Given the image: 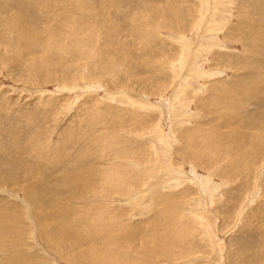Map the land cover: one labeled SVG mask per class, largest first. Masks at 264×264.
I'll use <instances>...</instances> for the list:
<instances>
[{"label": "rangeland", "instance_id": "1", "mask_svg": "<svg viewBox=\"0 0 264 264\" xmlns=\"http://www.w3.org/2000/svg\"><path fill=\"white\" fill-rule=\"evenodd\" d=\"M261 48L264 0H0V264H264Z\"/></svg>", "mask_w": 264, "mask_h": 264}, {"label": "bare ground", "instance_id": "2", "mask_svg": "<svg viewBox=\"0 0 264 264\" xmlns=\"http://www.w3.org/2000/svg\"><path fill=\"white\" fill-rule=\"evenodd\" d=\"M198 1V0H197ZM199 2H202V1H199ZM206 2V1H205ZM210 2V1H209ZM204 3V2H203ZM205 4H207V3H205ZM204 4V5H205ZM208 9V8H207ZM207 9H205V10H207ZM180 10V9H179ZM192 11V10H191ZM199 12H200V10H199ZM197 14H198V12H197ZM200 14V13H199ZM198 14V15H199ZM208 14V13H207ZM212 15V14H211ZM188 16V15H187ZM214 16V15H213ZM208 17H209V15H208ZM220 17V16H219ZM202 18H203V16H202ZM212 18V17H211ZM185 19H187L186 17H185ZM201 19V18H200ZM202 20V19H201ZM187 21H189V19L187 20ZM197 21V20H196ZM205 21V20H204ZM225 21H227V20H225ZM193 22V21H192ZM206 22V21H205ZM210 22H212V21H210ZM214 22V21H213ZM216 22V21H215ZM197 23V22H196ZM204 23V22H203ZM242 24V23H241ZM261 23L260 22H255V24L253 25L254 26V28L255 27H257V25H260ZM164 28H165V26H163ZM162 27V28H163ZM173 27H174V25H172V24H170L169 26H168V28L167 29H169L170 31H172V29H173ZM195 27V26H194ZM197 29H198V27H197ZM112 32V31H111ZM114 32V31H113ZM35 33V32H34ZM163 33V32H162ZM167 33V32H166ZM170 33V32H169ZM168 34V33H167ZM163 35V34H162ZM181 35V34H180ZM227 35H229V34H227ZM175 36H176V34H175ZM173 37L174 38V40H175V38L176 37ZM226 36V35H225ZM257 36H259V34H254V37H257ZM170 37V36H169ZM181 37V36H180ZM84 38V37H83ZM234 38H236L235 36H234ZM248 38H253V36H248ZM85 39V41H86V38H84ZM178 39H180L179 37H178ZM84 41V42H85ZM176 41H178V40H176ZM175 42V41H174ZM179 43H181V42H179ZM179 43H177V44H179ZM185 43V42H184ZM217 43V42H216ZM224 43V42H223ZM212 44V43H211ZM183 45V44H182ZM216 45V44H215ZM214 45V46H215ZM243 45L244 44H242V47H243ZM180 46V45H179ZM186 46H187V44H186ZM208 46H209V44H208ZM185 50V49H184ZM187 51H188V47H187ZM186 51V52H187ZM260 51H263L264 52V48H261L260 49ZM160 56V55H159ZM195 56V55H194ZM178 57V56H177ZM160 58V57H159ZM182 59V58H181ZM170 61H168V63H169ZM191 62V61H190ZM187 65V66H186ZM165 66V65H164ZM167 66V65H166ZM169 66V65H168ZM168 66L166 67V68H168ZM180 66V65H179ZM193 67V66H192ZM195 67V66H194ZM235 68V67H234ZM261 68V67H260ZM174 69V68H173ZM261 69H263L264 70V67L263 68H261ZM169 70V69H168ZM191 70V65L189 64V63H182V68L181 69H179V70H177L176 71V73H177V75H180V77H179V79H178V81L176 82V83H178V82H188V78L187 77H185V75H188L189 76V74H187V71H190ZM236 70H237V68H235L234 69V71L232 72L233 73V75L234 76H239V75H237V73H236ZM244 70V69H243ZM166 71V70H165ZM171 71H172V68H171ZM179 71V72H178ZM201 72V71H200ZM179 73V74H178ZM213 73V72H212ZM243 72H241V70L239 71V74H242ZM175 74V73H174ZM177 75H175V79H173V82H175L176 81V77H177ZM198 77H201V76H203L204 78H205V81L204 82H206V84H207V80H209V79H211V75H213V74H211L210 75V73L208 74V71H207V73H203L202 75L201 74H196ZM248 76L250 77V81L251 80H253V79H257V81H258V83H260V85L257 87V89L255 88L254 90H253V94L255 93V92H259V96L261 97V94H264V75H262L260 72H254V73H248ZM190 77V76H189ZM221 78V77H220ZM214 79H217V78H214ZM257 81L254 83V84H256L257 83ZM213 82V83H212ZM212 82H210L209 84H208V86H207V88L208 87H210L211 89L213 88V89H215L216 87H220V88H222L223 86L224 87H227V86H225V85H227V83L228 82H223V83H220V84H217V85H215L214 84V80L212 81ZM257 83V84H258ZM179 84V83H178ZM251 84V83H250ZM248 85V84H247ZM256 87V86H255ZM181 88V87H180ZM206 88V89H207ZM251 88H253L252 86H251ZM179 94V93H178ZM173 95V94H172ZM175 96V95H174ZM258 96V97H259ZM244 97H245V95H244ZM253 97V96H252ZM262 98H263V96H262ZM262 98H260V100L262 99ZM209 99H212V98H209ZM264 99V98H263ZM227 100H229V99H227ZM226 100V101H227ZM241 100V99H240ZM247 100V99H246ZM257 100H258V98H257ZM230 101H232V100H230ZM248 101V100H247ZM182 102V101H181ZM233 102V101H232ZM239 102H242V101H239ZM244 102V101H243ZM226 103V102H225ZM238 103V102H237ZM249 103V102H248ZM235 105V104H234ZM243 105L245 106V104L243 103ZM226 106V105H225ZM199 107V106H198ZM241 107V106H240ZM243 107V106H242ZM242 109V108H241ZM260 114H261V116H262V113L260 112ZM264 114V113H263ZM188 116V115H187ZM187 116H185V117H187ZM257 117V116H256ZM259 117V116H258ZM183 118H184V116H183ZM177 119V118H176ZM175 119V120H176ZM259 120L256 122V124H255V128H256V130H258V134H259V136L257 137L258 138V140L257 141H259V142H261V148H262V150H263V152H264V125H263V123H262V119L261 118H258ZM177 120H179V119H177ZM181 122V121H180ZM178 123V122H177ZM182 123V122H181ZM247 123V122H246ZM178 124H180V123H178ZM249 124V123H248ZM244 125H245V123H244ZM246 126V125H245ZM248 127V126H247ZM253 127H254V125H253ZM240 129V128H239ZM198 130V129H197ZM200 130H202V128L200 129ZM199 130V131H200ZM203 131V130H202ZM214 131V130H213ZM156 132V131H155ZM216 133V132H215ZM219 133V132H218ZM201 134V133H200ZM202 135V134H201ZM242 135H244L243 133H242ZM158 136H160V135H158ZM245 136H247L248 137V134L246 135L245 134ZM244 136V137H245ZM181 137V136H180ZM202 137H204V138H202V140H204V144H205V150L206 151H213L212 152V154H214V153H216L217 155L218 154H221L220 155V157H218V160L220 159V158H222V159H224L225 158V154L227 153V151L228 150H225L226 149V147H225V144H223L222 143V140H220L221 141V143L220 142H218V139H216V135H213L212 133H210L209 132V134L207 133V134H205V135H202ZM162 138V137H161ZM218 138V137H217ZM249 138V137H248ZM158 139H159V137H158ZM220 139V138H219ZM246 139V138H245ZM201 140V141H202ZM255 140V139H254ZM163 141V140H162ZM251 141V140H250ZM249 141V142H250ZM256 141V140H255ZM200 142V141H199ZM248 142V143H249ZM201 144V143H200ZM253 144V142L251 143V145ZM255 144H256V142H255ZM258 144H260V143H258ZM228 145H230V144H228ZM182 146H183V143H182ZM192 146V145H191ZM196 146H198V143H197V145ZM223 146H224V148H223ZM254 146H256V145H254ZM247 147V146H246ZM249 147H251V146H249ZM248 148V147H247ZM252 148V147H251ZM254 148V147H253ZM196 149V148H195ZM223 149V150H222ZM229 149V148H228ZM166 150V149H165ZM242 150V149H241ZM246 151V150H245ZM254 151V150H253ZM232 152V151H231ZM195 153V152H194ZM238 154H239V152H238ZM216 155V156H217ZM246 155V154H245ZM262 155H264V153L262 154ZM232 156V155H231ZM233 156H235V154L233 155ZM238 156V155H237ZM249 156V155H248ZM197 157V156H196ZM213 157V156H212ZM211 157V158H212ZM224 157V158H223ZM236 158V157H235ZM235 158H232V159H235ZM237 159V158H236ZM236 159H235V161H233V160H229V161H231L232 163H235V165L239 162L238 160L236 161ZM208 160V159H207ZM214 160V159H213ZM248 160H250V158H248ZM228 161V162H229ZM247 161V160H246ZM245 161V162H246ZM217 162V161H216ZM244 162V161H243ZM243 162H242V164H243ZM245 162H244V164H245ZM203 163V162H202ZM231 163V164H232ZM240 163H241V161H240ZM259 163V162H258ZM128 164V163H127ZM160 164V163H159ZM249 164V163H248ZM247 164V165H248ZM132 165V164H131ZM246 165V166H247ZM234 166V165H233ZM242 166V165H241ZM249 166V165H248ZM133 167V166H132ZM132 167H131V169H132ZM159 167V166H158ZM157 167V168H158ZM205 167V166H204ZM236 167V166H235ZM169 168H171V167H169ZM193 168V167H192ZM196 169V168H195ZM167 170H168V168H167ZM171 170V169H170ZM138 171V170H137ZM191 171V170H190ZM95 172V171H94ZM101 171L99 170V173H100ZM175 172V171H174ZM177 172V171H176ZM176 172H175V174H176ZM195 172V171H194ZM98 173V174H99ZM151 173V172H150ZM157 173V172H156ZM171 173H172V171H171ZM244 173V172H243ZM97 174V175H98ZM193 174V173H192ZM94 175H96V173L95 174H93V176ZM173 177V176H172ZM180 177V176H179ZM197 178V177H196ZM207 178H206V180H205V183L207 182ZM172 181H174V180H172ZM176 181V180H175ZM180 181V180H179ZM179 181H177V182H179ZM92 182V181H91ZM201 182V181H200ZM203 182V181H202ZM201 182V183H202ZM152 183V182H151ZM208 183V182H207ZM158 184V183H157ZM198 184H200V183H198ZM209 184V183H208ZM186 185V184H185ZM208 187V186H207ZM206 187V188H207ZM203 188V187H202ZM188 189V188H187ZM208 189V188H207ZM214 189V188H213ZM204 190V189H203ZM206 190V189H205ZM211 193V192H210ZM200 194V193H199ZM208 194V193H207ZM200 218V217H199ZM153 227H155V226H153ZM206 227V226H205ZM158 228V227H157ZM206 229V228H205ZM76 230V229H75ZM78 231H79V229H77ZM83 230H84V228H83ZM162 231H163V229H162ZM152 234V233H151ZM212 235H213V233H211ZM167 235H168V233H167ZM97 243V242H96ZM168 243V241L166 242V244ZM165 244V245H166ZM89 245V244H88ZM93 245V244H92ZM104 246H108V244L105 242V239H104V241H103V243H102V245H101V248L102 249H104L103 247ZM96 247V246H95ZM167 249V246L165 247V250ZM101 251H103V250H101ZM64 252V251H63ZM96 252V251H95ZM97 253V252H96ZM108 254V255H107ZM110 254V252H109V250L107 251V252H105L104 253V255L102 256V255H100L101 257H102V259H101V261L102 260H104V258H106L105 260L106 261H103L102 263L103 264H110V260L113 258L112 256H110L109 255ZM62 256H64V253L62 254ZM89 256V255H88ZM64 257H68V254H66L65 253V256ZM100 257V258H101ZM91 258H92V256H91ZM67 261H69L70 262V260L69 259H66ZM70 264H72L71 262H70ZM87 264H90V262H87Z\"/></svg>", "mask_w": 264, "mask_h": 264}]
</instances>
